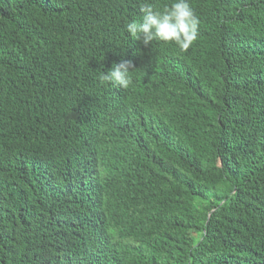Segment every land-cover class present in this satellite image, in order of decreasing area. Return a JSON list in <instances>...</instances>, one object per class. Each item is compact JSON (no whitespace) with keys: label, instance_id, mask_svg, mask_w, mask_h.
I'll return each instance as SVG.
<instances>
[{"label":"trees","instance_id":"1","mask_svg":"<svg viewBox=\"0 0 264 264\" xmlns=\"http://www.w3.org/2000/svg\"><path fill=\"white\" fill-rule=\"evenodd\" d=\"M140 2L0 0V264H264V0H190L187 51Z\"/></svg>","mask_w":264,"mask_h":264},{"label":"clouds","instance_id":"2","mask_svg":"<svg viewBox=\"0 0 264 264\" xmlns=\"http://www.w3.org/2000/svg\"><path fill=\"white\" fill-rule=\"evenodd\" d=\"M139 11L140 19L126 22L125 29L133 40L142 41L145 46L159 41L187 51L199 37L200 19L190 0H173L162 9L157 8L151 0H141ZM134 70L130 60L122 59L113 63L107 71H101L99 81L102 85L107 83L127 89L133 84Z\"/></svg>","mask_w":264,"mask_h":264}]
</instances>
